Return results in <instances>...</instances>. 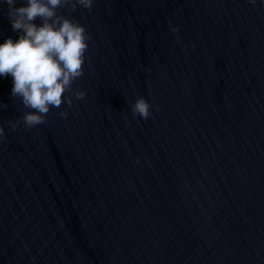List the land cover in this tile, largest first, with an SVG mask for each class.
Masks as SVG:
<instances>
[{
  "label": "water",
  "instance_id": "1",
  "mask_svg": "<svg viewBox=\"0 0 264 264\" xmlns=\"http://www.w3.org/2000/svg\"><path fill=\"white\" fill-rule=\"evenodd\" d=\"M57 14L89 37L72 105L27 128L0 77V264H264V0Z\"/></svg>",
  "mask_w": 264,
  "mask_h": 264
},
{
  "label": "clouds",
  "instance_id": "2",
  "mask_svg": "<svg viewBox=\"0 0 264 264\" xmlns=\"http://www.w3.org/2000/svg\"><path fill=\"white\" fill-rule=\"evenodd\" d=\"M67 2L0 0V5L8 7L12 30L19 33L15 40L8 37L0 41V77H11L12 96L19 97L28 109L22 117L27 128L44 123L51 108L65 102L71 106L73 99L64 94L84 73L89 37L83 24L57 14V9ZM76 3L91 9L94 0H76ZM37 18L39 24L35 23ZM179 27L176 25L171 30L178 32ZM85 95L84 90H79L75 98L82 99ZM132 110L142 118L151 114L150 103L143 96L136 99ZM59 115L65 117L67 112L61 111ZM3 133L0 126V139Z\"/></svg>",
  "mask_w": 264,
  "mask_h": 264
}]
</instances>
